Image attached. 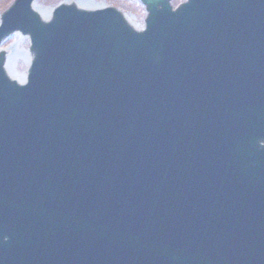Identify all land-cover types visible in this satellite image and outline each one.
Segmentation results:
<instances>
[{
    "label": "water",
    "instance_id": "water-1",
    "mask_svg": "<svg viewBox=\"0 0 264 264\" xmlns=\"http://www.w3.org/2000/svg\"><path fill=\"white\" fill-rule=\"evenodd\" d=\"M34 0L0 15V264H264V0Z\"/></svg>",
    "mask_w": 264,
    "mask_h": 264
},
{
    "label": "rangeland",
    "instance_id": "rangeland-1",
    "mask_svg": "<svg viewBox=\"0 0 264 264\" xmlns=\"http://www.w3.org/2000/svg\"><path fill=\"white\" fill-rule=\"evenodd\" d=\"M71 1L80 5L83 9L113 6L124 12L128 21L137 28H142L146 15L144 7L139 0H34L33 5L48 17L57 4ZM183 1L184 0H172L171 3L173 7H175ZM12 2L13 0H0V14L8 8ZM28 48V37L22 36L19 33H14L5 38L0 44V50L6 52L5 57L8 71L22 80L25 79L30 61Z\"/></svg>",
    "mask_w": 264,
    "mask_h": 264
},
{
    "label": "bare ground",
    "instance_id": "bare-ground-1",
    "mask_svg": "<svg viewBox=\"0 0 264 264\" xmlns=\"http://www.w3.org/2000/svg\"><path fill=\"white\" fill-rule=\"evenodd\" d=\"M73 2V1H72ZM80 6V5H79ZM83 6H85V5H83ZM98 6V5H97ZM34 8V10L37 12V13H39L40 15H41V17L44 19V18H46L47 17V15L46 14H43V12L42 11H40L37 7H33ZM94 9V8H93ZM6 69H7V72H9L8 71V65L6 64ZM9 74L12 76V78H14V79H17V80H22V79H20V78H17V77H15L14 75H12L10 72H9Z\"/></svg>",
    "mask_w": 264,
    "mask_h": 264
}]
</instances>
